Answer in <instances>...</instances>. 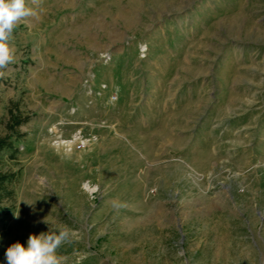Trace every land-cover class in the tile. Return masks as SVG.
<instances>
[{
    "label": "rangeland",
    "instance_id": "rangeland-1",
    "mask_svg": "<svg viewBox=\"0 0 264 264\" xmlns=\"http://www.w3.org/2000/svg\"><path fill=\"white\" fill-rule=\"evenodd\" d=\"M27 5L0 80V136L29 117L0 150V264L52 227L66 264H264V0Z\"/></svg>",
    "mask_w": 264,
    "mask_h": 264
},
{
    "label": "clouds",
    "instance_id": "clouds-1",
    "mask_svg": "<svg viewBox=\"0 0 264 264\" xmlns=\"http://www.w3.org/2000/svg\"><path fill=\"white\" fill-rule=\"evenodd\" d=\"M35 15L27 0H0V78L9 65L15 63L16 52L12 44L13 32L22 20ZM45 223H49L46 219ZM68 231L53 230L39 235L30 234L25 247L20 242L5 252L7 264H66V258L57 254L68 240Z\"/></svg>",
    "mask_w": 264,
    "mask_h": 264
},
{
    "label": "trees",
    "instance_id": "trees-1",
    "mask_svg": "<svg viewBox=\"0 0 264 264\" xmlns=\"http://www.w3.org/2000/svg\"><path fill=\"white\" fill-rule=\"evenodd\" d=\"M28 120L29 117L25 116L18 106L14 109L10 108V115L6 124L8 134L0 136V150L13 147V138L18 139L22 135L19 127ZM16 179V172L4 171L0 168V213L6 214L13 208V205L7 204L14 199L13 183Z\"/></svg>",
    "mask_w": 264,
    "mask_h": 264
}]
</instances>
